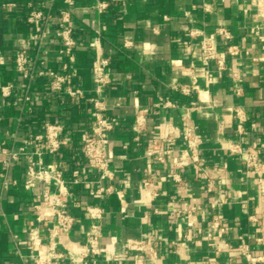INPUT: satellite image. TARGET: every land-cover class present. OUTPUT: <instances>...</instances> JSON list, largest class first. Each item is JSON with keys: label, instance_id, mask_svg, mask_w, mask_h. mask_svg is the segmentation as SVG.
I'll use <instances>...</instances> for the list:
<instances>
[{"label": "crops", "instance_id": "crops-1", "mask_svg": "<svg viewBox=\"0 0 264 264\" xmlns=\"http://www.w3.org/2000/svg\"><path fill=\"white\" fill-rule=\"evenodd\" d=\"M98 1L0 0V86L11 85L8 96L0 93V264H34L51 243L57 264H70L88 242L94 221L86 211L89 206L101 211L96 222L103 250L87 257V264H132L135 254L148 255L149 264H250L245 250L264 255L259 181L264 182V169L252 172L229 147L254 144L264 164V42L255 34L258 28L264 36V28L255 0H104V12L97 11ZM5 2L15 5L4 9ZM27 2L45 14L41 40L32 38L25 21ZM61 8L71 13L75 46L70 56L61 52L56 36ZM218 28L231 38L217 35ZM191 29L201 35L191 37ZM202 34L211 36L217 50L226 52L230 46L236 51L226 52L223 69L214 62L202 64ZM20 48L27 50L31 70L64 74L63 90L53 91L46 76L22 80L13 63ZM97 54L110 61V82L104 89V113L116 120L107 147L110 176L90 167L82 154L83 138L93 125ZM179 85L191 87L190 94L176 90ZM66 88L80 89L83 95L72 99ZM236 107L244 113L241 132ZM140 108L146 109V123L137 134L134 118ZM46 121L62 124L61 146L54 154L35 138ZM188 127L203 140L200 162L179 170L181 181L176 183L171 159L156 162L145 151L163 148L165 136L180 149ZM20 147L40 151L33 158L42 165L55 164L65 180L67 210L74 218L67 232L59 229L57 218L43 214L50 211L41 204L44 185L24 188V156L3 166L8 152ZM143 179L151 181L148 189ZM210 180L213 187L207 191ZM189 217L193 227L186 225ZM215 218L227 227L220 240L211 237ZM133 243L143 249H130Z\"/></svg>", "mask_w": 264, "mask_h": 264}, {"label": "built area", "instance_id": "built-area-1", "mask_svg": "<svg viewBox=\"0 0 264 264\" xmlns=\"http://www.w3.org/2000/svg\"><path fill=\"white\" fill-rule=\"evenodd\" d=\"M47 2H53L55 0H46ZM72 0H62L66 5L70 4ZM257 15L261 18L264 28V0H255ZM13 2L2 3L4 9L14 6ZM27 11L25 14V21L31 26L34 38L36 35L39 36L40 40L45 34V29L43 27V22L45 20V14L40 9L32 4V2H27ZM108 3L104 0L98 1L96 8L98 12H104L107 8ZM57 30L56 36L59 38L60 50L65 55L70 56L72 50L75 46V39L72 35V24H71V13L67 8H61L59 10L58 20H57ZM188 34L191 37H195L197 34L201 35V32L196 29L189 30ZM216 34L225 38H231V35L224 28H218ZM256 36L264 42V36H262L256 28ZM24 43V40H20ZM97 45V44H95ZM130 42H125V46H129ZM201 48V61L204 66L208 65L210 62H214L217 69H223L225 67L226 52L230 54H235L236 51L232 47H227L225 51H219L213 46L211 36L202 34L200 39ZM14 68L20 78L26 82L31 81L35 76H46L48 78V83L50 88L55 92H60L64 88L66 82L64 74L59 71L52 70L50 68L31 70L30 60L25 48H20L14 54ZM43 65V61H40ZM110 65V61L107 57L102 55H96L93 62V125L91 133L83 138L82 142V154L88 165L92 168L98 169L103 175H111L109 170V156L107 154V147L109 144L110 132L115 127V119L109 118L104 113V89L110 82V77L108 75L107 69ZM67 67L66 63H63L62 69ZM232 75L236 77V70L233 71ZM28 86V85H27ZM26 86V88H27ZM176 90L184 95H189L191 87L186 85H179L175 87ZM11 85L0 86V93L2 96H8L10 94ZM27 90V89H26ZM66 94L68 97L75 99L83 95L82 90L66 88ZM25 100L29 99L26 94L24 96ZM235 117L237 118L236 129L238 132L242 131V124L244 121V113L241 108L236 107L234 110ZM146 109L140 108L134 118V129L138 134L140 130L145 126L146 123ZM62 131V124L59 122H49L46 121L43 125L42 134L36 135L35 138L44 141L46 143V151L50 154L56 153L61 142L58 139L60 132ZM137 139V135L135 136ZM165 144L163 148L160 149H147L145 155L150 157L156 162L163 163L168 158L171 159L172 166L175 171L172 172L171 178L179 183L181 181L179 170L184 167L200 162L199 149L203 144L202 138L194 132L190 127L186 128L182 136V147L178 150L173 148L172 138L170 136H165L161 139ZM229 150L234 153H238L246 165L250 168L252 172L260 174L264 169V164L259 160V154L256 146L254 144L243 148L239 143H233L230 145ZM36 155L40 157L41 152L34 150L33 152L26 151L24 147H20L18 150H12L3 158V166H9L10 162L18 160L21 156H24L26 160V170L24 175L23 186L25 189H31L38 187L40 184L44 185L41 194V204L48 208L50 211L44 212L43 214L52 215L57 218L60 222L59 229L67 232L73 225L74 218L67 210V203L69 198V192L65 186V180L62 178L60 171L57 170L55 164L42 165L40 162L35 160L33 156ZM260 189L264 192V182L260 179ZM54 185V190L50 189V185ZM142 184L144 188L148 189L152 183L148 179H143ZM213 187L212 181H208L206 184V190L211 191ZM99 190H97L98 192ZM153 196L156 192L152 193ZM214 205V202L211 203ZM39 208L38 205H35ZM192 210L197 209V206L192 207ZM90 218L94 221L91 224L90 233L88 236V242L86 247L79 252V257L72 259L70 264H87V257H95L101 254L103 248L100 245L98 235L99 227L96 222L98 218L101 217V211L96 206H89L86 209ZM186 225L188 227H193L194 219L192 217L187 219ZM211 228L215 231L211 233L213 239H221V236L227 231V227L222 225L218 218H215L211 222ZM56 232L50 233L51 236H55ZM210 235V234H209ZM220 245H216V250L220 249ZM130 249L142 250L143 246L141 244H130ZM150 254L152 249L149 250ZM147 253V252H146ZM149 254V253H148ZM246 260L250 264L257 262L264 263V255H255L252 252H243ZM151 256V255H150ZM149 256L135 254L132 258V264H149ZM34 264H57L56 256L54 253V243H51L48 251L43 255V257H38L34 259ZM208 264H217L213 261H209Z\"/></svg>", "mask_w": 264, "mask_h": 264}]
</instances>
